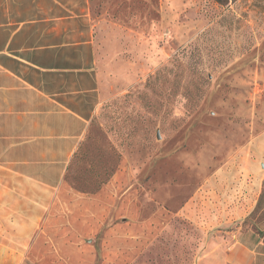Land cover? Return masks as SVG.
Segmentation results:
<instances>
[{"label": "rangeland", "instance_id": "1", "mask_svg": "<svg viewBox=\"0 0 264 264\" xmlns=\"http://www.w3.org/2000/svg\"><path fill=\"white\" fill-rule=\"evenodd\" d=\"M76 13L89 126L60 192L0 179V264H221L249 238L263 264L264 0Z\"/></svg>", "mask_w": 264, "mask_h": 264}, {"label": "crops", "instance_id": "2", "mask_svg": "<svg viewBox=\"0 0 264 264\" xmlns=\"http://www.w3.org/2000/svg\"><path fill=\"white\" fill-rule=\"evenodd\" d=\"M76 4L77 0H0L2 180H31L60 192L88 129L91 97L97 89L91 40L84 32L75 39V23L82 16ZM27 228L20 225L21 238ZM249 241L235 244L221 264H256L262 255L255 251L260 243Z\"/></svg>", "mask_w": 264, "mask_h": 264}, {"label": "trees", "instance_id": "3", "mask_svg": "<svg viewBox=\"0 0 264 264\" xmlns=\"http://www.w3.org/2000/svg\"><path fill=\"white\" fill-rule=\"evenodd\" d=\"M215 1H217V2H219L221 4L227 3V0H215Z\"/></svg>", "mask_w": 264, "mask_h": 264}, {"label": "water", "instance_id": "4", "mask_svg": "<svg viewBox=\"0 0 264 264\" xmlns=\"http://www.w3.org/2000/svg\"><path fill=\"white\" fill-rule=\"evenodd\" d=\"M262 243L264 244V236H263V239H262Z\"/></svg>", "mask_w": 264, "mask_h": 264}]
</instances>
